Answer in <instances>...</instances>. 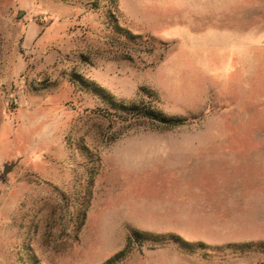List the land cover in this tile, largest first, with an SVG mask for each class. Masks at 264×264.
Returning <instances> with one entry per match:
<instances>
[{
    "label": "rangeland",
    "instance_id": "374dc122",
    "mask_svg": "<svg viewBox=\"0 0 264 264\" xmlns=\"http://www.w3.org/2000/svg\"><path fill=\"white\" fill-rule=\"evenodd\" d=\"M118 3L0 0V264H264V0Z\"/></svg>",
    "mask_w": 264,
    "mask_h": 264
},
{
    "label": "trees",
    "instance_id": "16d2710c",
    "mask_svg": "<svg viewBox=\"0 0 264 264\" xmlns=\"http://www.w3.org/2000/svg\"><path fill=\"white\" fill-rule=\"evenodd\" d=\"M95 6H98L101 0H93ZM111 6V11L113 9L118 8V0H107ZM118 29L122 31L127 37L133 38L132 34L127 31L123 30L118 26ZM88 85L92 91L96 92L100 97L104 98V100L109 103L112 108H114L116 111L127 113V114H138L139 119L143 120H149L153 122H158L161 125H164L165 127H175L183 123V120L181 119H175L170 118L166 116L163 112L157 110L152 105H145L141 106L137 103L128 104L124 101H118L116 100L112 95H110L108 92L103 90L102 88L92 84L88 83ZM167 241V240H179V238H175L174 236H163V235H155L152 233H145L141 231H134L129 236L128 239V246L125 250L119 252L118 254L114 255L110 259H108L103 264H118L128 253L129 246L134 242H143V241H152L154 243H159V241Z\"/></svg>",
    "mask_w": 264,
    "mask_h": 264
},
{
    "label": "crops",
    "instance_id": "0c3cea01",
    "mask_svg": "<svg viewBox=\"0 0 264 264\" xmlns=\"http://www.w3.org/2000/svg\"><path fill=\"white\" fill-rule=\"evenodd\" d=\"M171 201L174 202V204H179L180 206L182 205H187V206H191L193 205V199L190 196H187V198L182 199V198H177L176 200H172ZM168 205V204H166ZM200 206H202V211L201 210H196L193 211V209H176V213H181L178 216H180L179 219L174 218L173 220H171V222H169L168 219H159L158 221L154 222V223H147L145 226L142 227V229L145 230H151V231H185V232H191V231H195L196 228L193 226H189L185 220V216L184 215H189V216H193L194 214L192 213H196V215L203 213L204 217H210L212 214V208L211 207H205V201H203L202 204H200ZM168 210V209H167ZM171 211H174V209L172 208ZM175 213V214H176ZM194 222H196L194 220ZM171 223V226L169 225ZM182 224V225H179ZM210 245H216V242H207ZM162 261L157 262V261H148L146 264H173L170 261L165 260V257H162V259H160ZM164 261V262H163Z\"/></svg>",
    "mask_w": 264,
    "mask_h": 264
},
{
    "label": "water",
    "instance_id": "95a60500",
    "mask_svg": "<svg viewBox=\"0 0 264 264\" xmlns=\"http://www.w3.org/2000/svg\"><path fill=\"white\" fill-rule=\"evenodd\" d=\"M12 167L11 165H6L4 167V175H7L11 170H12Z\"/></svg>",
    "mask_w": 264,
    "mask_h": 264
}]
</instances>
